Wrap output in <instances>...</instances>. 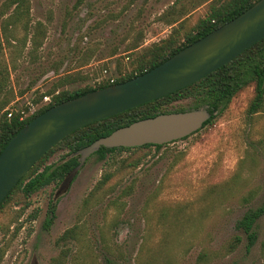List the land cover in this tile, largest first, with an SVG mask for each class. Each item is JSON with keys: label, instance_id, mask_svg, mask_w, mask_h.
Instances as JSON below:
<instances>
[{"label": "rangeland", "instance_id": "1", "mask_svg": "<svg viewBox=\"0 0 264 264\" xmlns=\"http://www.w3.org/2000/svg\"><path fill=\"white\" fill-rule=\"evenodd\" d=\"M11 1L0 0V65L6 108L18 115L44 105L38 98L60 77H85L63 87L72 91L129 73L135 51L192 29L222 2L23 0L12 24ZM252 97V86L244 88L213 123L159 150L90 155L57 198L61 182L32 194L22 212L13 196L0 213V264H264V212L248 252L235 226L264 207V95L248 115ZM67 156L55 150L37 169Z\"/></svg>", "mask_w": 264, "mask_h": 264}, {"label": "water", "instance_id": "2", "mask_svg": "<svg viewBox=\"0 0 264 264\" xmlns=\"http://www.w3.org/2000/svg\"><path fill=\"white\" fill-rule=\"evenodd\" d=\"M264 38V0L185 46L168 59L122 83L58 103L23 125L0 152V203L12 187L54 145L71 132L186 87L231 61ZM205 108L162 113L120 127L80 149L78 164L61 181L65 193L87 157L103 148L164 145L201 129Z\"/></svg>", "mask_w": 264, "mask_h": 264}, {"label": "trees", "instance_id": "3", "mask_svg": "<svg viewBox=\"0 0 264 264\" xmlns=\"http://www.w3.org/2000/svg\"><path fill=\"white\" fill-rule=\"evenodd\" d=\"M256 1L257 0H222V2L217 6H212L208 15L205 18L198 20L192 29L182 32L181 35H179V32L175 31L166 39L152 44L149 47L142 48L140 52L135 51V56L133 58L134 67L132 70L129 73L114 79L112 83L106 81L97 84L95 87L84 86L83 88L68 91L63 89V87L77 81H82L85 77H70L68 75L60 77L38 98V100H40L41 97H49V101L21 121L18 119L17 113H10V117H6L9 113V109L6 107L11 101V98L7 96L6 75L0 65V152L6 143L23 125L48 108L93 90L122 83L150 70L185 46L193 43L197 39L238 16ZM23 3V0H12L9 3V6L14 5L12 10L14 21L12 24L17 22L18 17L23 14L22 11L18 9ZM38 26L39 24L33 29L34 32L29 37V41L32 45V52H34L39 46L38 41H36V34L40 31ZM23 27L25 29L26 25ZM136 48L137 47L134 43L129 46V49L131 50H135ZM89 54H91V52H89ZM263 84L264 38L238 54L227 64L186 87L132 109L123 111L117 115L95 121L71 132L50 150H48L12 187L0 203V213H2L1 211L7 203L13 201V196L19 197L23 202V206L20 207L22 212L23 209L28 206V199L32 194L50 183L61 182L63 178L77 166L78 155H76V152L91 144L93 141L107 136L112 131L120 127H124L135 121L154 117L162 113L185 112L205 108L210 116L209 119L203 123L201 127L202 129L206 125L213 123L214 120L227 109L234 96L248 86H252L253 97L246 109V113L248 115L255 114L259 111L262 105L264 95ZM181 100L189 101L185 107H177L174 109L168 108L172 103ZM36 101L37 100H33L32 102L35 103ZM197 132L193 134H196ZM186 138L187 137L180 140H184ZM166 146L167 144L143 145L134 148L119 147L108 149L100 147L92 155L98 160H103L114 153H128L149 148L159 150L160 148H164ZM58 149H66L68 152L67 158L63 159L60 163L54 166H44L41 171H38L37 168L43 164L49 155L53 154L54 151ZM52 208L53 207H49L50 215L52 214ZM263 212L264 207H257L255 209L248 210L236 222V229L241 231L245 236V252H248L254 243V225L255 222L262 216ZM17 215H15L14 219L17 218ZM50 221L51 216L47 220H44L42 224L43 229L46 230L48 228ZM239 241L240 238L235 236L229 246V249L233 250Z\"/></svg>", "mask_w": 264, "mask_h": 264}, {"label": "built area", "instance_id": "4", "mask_svg": "<svg viewBox=\"0 0 264 264\" xmlns=\"http://www.w3.org/2000/svg\"><path fill=\"white\" fill-rule=\"evenodd\" d=\"M112 82H113L112 79L109 80V83H112ZM43 100H44L46 103L49 101V100L47 99V97H43ZM33 112H34V109H33L32 111H30V113H29L28 115L23 114V112H19L18 119L21 121V120L27 118L28 116H30ZM10 113H11V112H9V113L7 114V117H10Z\"/></svg>", "mask_w": 264, "mask_h": 264}]
</instances>
